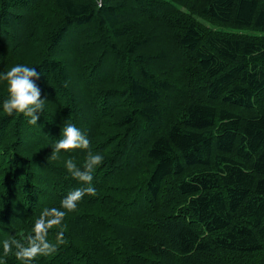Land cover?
<instances>
[{
    "label": "trees",
    "instance_id": "1",
    "mask_svg": "<svg viewBox=\"0 0 264 264\" xmlns=\"http://www.w3.org/2000/svg\"><path fill=\"white\" fill-rule=\"evenodd\" d=\"M17 64L47 99L30 125L0 82L6 264L81 186L64 165L85 150L50 159L69 121L104 156L96 195L31 264H264V0H0V72Z\"/></svg>",
    "mask_w": 264,
    "mask_h": 264
},
{
    "label": "clouds",
    "instance_id": "2",
    "mask_svg": "<svg viewBox=\"0 0 264 264\" xmlns=\"http://www.w3.org/2000/svg\"><path fill=\"white\" fill-rule=\"evenodd\" d=\"M39 75L34 67L25 64H17L6 72H0V82L7 84V98L2 101V109L8 115L22 114L30 125H37L41 112L45 108L46 97L41 98V90L35 84ZM65 83V87H67ZM82 149L86 155L82 164H78L74 158L65 161V168L71 177L81 185L71 190L62 200L61 208L55 220L48 219V211H42L40 217L34 222L31 234L22 240L12 238L3 241V256L13 254L22 264H31L39 255H48L56 250V244L47 240L48 228L53 223H60L68 212L76 210L78 202L85 195L95 196L96 189L92 184L93 173L103 161L104 156L91 150V142L79 128L70 121L62 129V136L52 145L50 159L56 160L62 151ZM62 233L57 240L62 242ZM0 264H6V260L0 259Z\"/></svg>",
    "mask_w": 264,
    "mask_h": 264
}]
</instances>
